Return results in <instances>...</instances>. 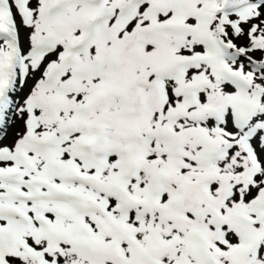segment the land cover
Returning a JSON list of instances; mask_svg holds the SVG:
<instances>
[{"label":"snow or ice","instance_id":"snow-or-ice-1","mask_svg":"<svg viewBox=\"0 0 264 264\" xmlns=\"http://www.w3.org/2000/svg\"><path fill=\"white\" fill-rule=\"evenodd\" d=\"M0 264H264V0H0Z\"/></svg>","mask_w":264,"mask_h":264}]
</instances>
